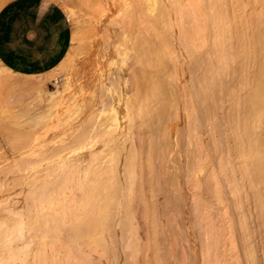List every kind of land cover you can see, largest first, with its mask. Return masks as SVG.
Here are the masks:
<instances>
[{"label": "rangeland", "instance_id": "1", "mask_svg": "<svg viewBox=\"0 0 264 264\" xmlns=\"http://www.w3.org/2000/svg\"><path fill=\"white\" fill-rule=\"evenodd\" d=\"M9 1L11 0H0V9L6 2L8 3ZM47 1L56 6H59L64 10L65 14L69 18L73 41L68 51V57L66 56L67 58L65 57L66 59H64L60 66L52 71L50 76H48L49 79L47 80H44L43 76H22L16 74L7 70L0 64V224L11 214L9 212L12 210L8 211L9 207H12V209L15 210L19 205V200H17L18 198L21 201L25 202V200L23 199L24 197L22 191L26 189V192L24 194L28 193L29 190L27 188L29 187L27 183L31 181L32 184H34V182H36L37 180L38 183H35L34 185L35 190L38 189V192L41 191L40 195L45 194L50 197V201L47 199L49 201V206L54 205L55 208L58 207V211H60V209L66 207L67 205H71L70 211L79 213V217H77V219L73 220L72 222H68L58 233L54 234L53 231L48 229V233L46 231L47 234H44L45 237L47 235L44 240L46 242V245H48L45 248H42L40 237H37L39 236L38 234L41 232V230L39 233L34 232V229L29 230L27 233L29 234V236L27 238L25 237V235H23L24 237L20 235V233L15 235L14 232V235L17 238L15 237L11 240L14 235L11 238L9 236L10 240L8 239L9 241H7V238L5 236L6 233L4 232V229H2L4 227H0V264H138L139 262V264H144V262L145 264H150L151 262H153L151 264H156L157 262H159V264H246L247 262V264H264V179L261 180L258 177L259 175L261 177L264 175V171H262L264 170V161L262 163V160L264 159V149H261L262 147L264 148V115L263 111L261 110L262 108H259L258 115V111H256V109L258 110V107H261L262 103H258V99L256 98L257 96L254 95V89L259 85V83L261 85L260 76L263 72L262 61H264V20L263 22H258V19L261 15H263L264 17V0H216L219 1V3H214L213 0H210L209 2L206 0V2L212 4H209V6H211L210 8L212 9V12L211 14L209 12L207 13V10H211L210 8L207 9L206 7V5L208 6V3L205 4L206 8H204V12H206L207 16H204L203 21L205 22L206 28L205 30H203L201 35L195 37L197 39V46L190 50L193 53V56H197V58H193L198 59L199 69L197 70L195 68L197 67V65H194V63L196 64L197 62L193 63L192 61L190 65V62L188 61V64L190 70L193 68V63L194 69L197 70V73L200 74L202 78L205 76L211 83L215 81L218 84L215 83V87L217 86L215 90L216 93L212 92L215 94L214 100L211 97V102L208 101L209 109L207 105V94L209 93V98L211 91L208 90L209 92L207 91V94L204 92L205 96H202L203 100L201 102H203V105L201 103L202 106L200 105L201 107L198 109L199 114L197 113L196 115L198 116V120H195L196 123L198 122L196 133L193 132L195 131V127L192 128L194 125L192 124V126L190 127L192 128V131L189 128L187 122H190V120L192 122V116H194L195 114H192L191 112H196V108L199 107V105L197 104L200 101H198L197 104H194L195 106L193 107L192 103H194L196 97L191 96L194 99L193 102H191L189 95L193 94V92L190 91V88H199L200 85L198 87V85L191 84L193 86L191 87L189 85L188 79L185 78V80H187L186 83H188V87L186 86V88H190L189 90H187L184 86L186 83L184 82V85L182 83V85L184 86V88H182V92L184 91L186 93L187 90V93H189L190 91V94L186 93L189 97L185 93V96L181 95L182 92L180 91V94L177 93V90H179L183 86L179 84L180 77L179 74L177 75L178 70L175 67L178 66L177 64L179 60L177 61L176 59L174 60L172 58V54L174 55V57H176L177 54H181V51L178 52L177 50V43L179 40L185 38H189L190 42L193 40V37L191 36L192 19L190 17H186L183 24L184 28L180 30L179 26L175 23V17L178 18L180 16L177 13V9L173 7L175 4L173 2H176V0L167 1V4H169V6H172H167V10L170 8L168 10V13L172 12L173 14L174 12L173 20L172 15H170L171 18H168L166 23L162 18L149 19L151 21L150 23L148 22L149 26L147 24V29L149 34L148 41L150 42L147 41V49H150L151 55L149 56L148 54L149 57L146 55V57H148L146 60L144 56L143 59L146 61L145 66H142V64L139 65V61H141L139 60L140 56L136 55L137 51L135 50V48L132 50V47L134 45L133 42L138 43L141 41V39H143V35L141 36V31L142 28H144V23L141 21V19L138 20V18H141L142 16L140 15L141 17H139L140 10L137 7L136 0ZM185 1L187 0H183L182 3H184ZM163 2H165L166 4V0H162L161 5ZM212 7H217V11ZM173 8L175 9L176 13ZM164 10L167 13L165 7ZM119 11H121V13ZM215 12L220 14V16H216L218 14H216ZM121 15H125V19H123ZM120 17L122 19L121 21H119ZM132 19L135 20V22H133L134 26H132L134 35L131 34V29H127V26H130L129 28H131ZM126 22H128L130 25L127 23L128 25L126 26ZM138 32L140 36L137 35ZM130 35L134 37L131 38ZM162 35L164 36V38L160 39V36ZM138 36L141 38L137 39ZM149 44H151L150 46L154 48H149ZM124 45L128 48L130 47L128 50L129 57L125 62L121 63V60H123L122 50L125 47ZM151 50L155 52H151ZM186 52H184L183 49V53ZM182 54L181 57H183ZM189 55L187 54V56ZM184 56L186 55L184 54ZM159 57L162 58L161 60H163L164 58L165 61H163L167 62L166 70L170 69L169 72L164 69L166 68V66H164L163 69L159 71L157 70L156 65H152L153 59L154 63L155 61L157 63V61L160 60ZM155 58H158V60H155ZM191 59L192 58L190 57V61ZM144 60L142 61L144 62ZM175 61H177V64ZM118 65L122 68H120ZM140 66L142 67L140 68ZM152 66L155 68L153 69ZM184 66L185 71L186 65ZM145 67L146 71H148L146 73L143 72L144 75L147 74L149 76V71L150 74L153 75L152 70H154L155 76H157L156 74H159V77L161 76L163 78L162 82L165 84L164 86V84L162 83L163 89H165L166 91H168L167 89H170L168 94L169 96H173V103L174 101H176V99L179 98L176 101L175 105L178 104L180 108H182V106L183 108L181 110L180 108H178V106L176 108L175 105L173 106V110L175 111V113L181 114H178V116H180V118L178 117L179 120L176 117L175 121H173L176 122L178 120L175 127H177L178 130L181 127V132L180 130L178 131L173 127L175 123H173L171 128L170 123L172 124L173 121L167 122L169 124V127L166 126V128L163 129V126L162 131V129H160L161 124L158 120L160 124V126L158 125V129L160 130L158 131H161V134L158 133L157 118L159 117V115L157 114V118L155 117L156 119L153 117V119H155L154 123H157L156 125L152 124V119H150L153 131L150 128L149 133H145L148 132V129L146 130V127L150 123L146 125V127H142L143 125L141 126V124L142 122L144 123V117H142L140 112H138L140 115L136 113V110H134V106L133 110L135 111V114H133L132 110H130L129 108L130 111L128 110V114L129 116L132 114L131 116L133 118L130 119L131 125L129 126H131V129L135 126V128L132 129L134 132L133 134L138 132L140 133V130L142 132L141 134L138 133V136L136 134V137L134 135L135 139L133 138V140L135 143H137H133L137 147L138 140L141 137V139H143L142 141L145 142V147L149 148V150L145 148V151L142 152V148L141 146H139L142 144V141L140 140L141 144L138 145V150L140 156L143 155L141 158L143 161L141 160L142 162L139 164L142 166L140 167L139 165H137L136 167L138 168H136L135 171L138 173V175H141V172L139 171L142 168L141 171H143L144 176L142 175L143 179L142 177H139V181H135V183L137 182L139 185H141V181H143L142 184L144 186L142 185V187L144 191L143 189H141V186H139V191H137V183L135 187L136 191L134 192V190H132L134 193L132 192L133 194L131 196L136 195L134 196V198H131V196L127 195V189H121L123 193L125 191L124 194L119 190V194L118 192L117 194L122 200L118 197L120 200L116 202L118 207L114 203L115 209L113 207L110 210V213L114 212L116 214V212L120 210L121 206H125L126 204L127 206H129L128 202L132 204L133 202L130 201L132 199H135L137 201L138 198L136 199V197L139 196V193H141V191H143V193H145V195L147 196L143 199L146 200V198H148V200L147 202H145L143 201V199H141L137 202H134L132 204V208L130 206L131 211L134 212H132L134 214V218L129 217V219L127 220H131L130 222L132 223V228L128 223H123V220L125 218L122 216L124 215V213H121L123 214L121 215V217L116 214V216L122 218H119L120 221L118 219H115L118 217H116L113 213L111 215L112 217L110 216V218L112 220L114 219V222L117 220V226L118 223L122 221L123 228L121 226L117 227L116 222L112 228L111 226L113 221L111 222L109 219V224H111L110 230L108 229V231H105L104 234L110 237L111 243L107 248L104 247L101 249H94L88 242V238L93 235V230L87 228V225L84 224L89 222L85 220L86 217L83 213L84 210L81 208V204H84L87 199L80 193L83 186L76 185V189H73L72 187L67 188V193L59 196L57 200H53V202H51L52 197L48 195L49 193L47 192L69 174L75 175L69 176V179H75L74 181L81 179L79 176L83 175V173L84 178H86L85 175L90 179L91 177L97 178V173L99 176H101L99 177V179L102 178L101 181H104L103 178L107 179L106 177H108V175L104 176L105 172L103 170V168L105 169L106 167V159L108 158L107 156L104 157L105 154L101 160L99 159L100 162L99 160L96 161L94 167L91 164L93 163L95 158L97 159V157H95V154L102 151L99 150V142L100 140H103L102 137H95L96 139H94L96 141L92 140L91 138L92 142L87 144L86 147L83 148V150L80 148L75 149L77 150L75 151L71 146H74V143L76 142L75 139H77L78 136V139H81V135L86 136L87 131V133L89 134H87L86 140L83 139L85 141H88L90 139L88 136L93 135L91 134L93 131L96 132L98 131V129H104V131H106L104 128L106 127L107 129H111V132L109 131V129L108 131H106V135L107 133L110 135V133L113 134V130L116 128V121H114V123H111L108 115H106V117L108 118H105V114H107V112L105 114H102L100 112L99 114L98 108H104L103 104H107L105 105V108L108 107V101L110 102V100L108 99L109 97L107 98L105 97V95L110 96V94L103 85V93L101 92V95H103L105 92V95H103L102 98L105 97L104 99H107L108 101L106 100L107 103L106 101H104V103L99 104L98 107L96 101H98L99 99L101 102L103 101L99 92L101 91L102 85L98 87V84H106L107 82L108 86H115V82L113 79L118 74L122 75V77L124 76L129 80L128 85H126L124 89L125 92L127 91L126 93L130 95L132 90L134 91L133 87L137 86L136 84L133 86V83L135 81L132 82L135 75L137 77H135L134 79H140L142 77L140 80L141 84H139V81L137 84L140 85V87H143L142 80H145V78L147 77H144L142 74V71L143 69L145 70ZM102 68H104L106 72L108 70L107 74L109 75H106L110 78L113 76V79H109L108 77L105 81L101 80L100 78H102V71L99 72V70H101ZM133 71L135 74H133ZM98 72L101 76H98V74L96 75V73ZM114 72H116L117 75H115ZM140 72L142 74L141 77V74H139ZM170 73H173L172 76H170ZM191 73H193L192 70ZM70 74L72 75V78L76 79L74 81V79L71 78V86L69 85V82H66L67 77H69ZM185 75L190 79L192 77V75L191 77L189 76V72L188 75L187 73ZM198 76L197 78H199ZM152 77L153 76H151V78L147 77V79H152ZM96 78H98V81H96ZM156 79H158V77ZM194 79L195 77H193V83L198 80L196 79V81H194ZM153 80L154 79H152V82ZM198 81L200 84V79ZM208 81L201 83V92L202 88L204 89V87L207 88V86H210V82ZM159 82L160 83H157V85L159 84L161 86V81ZM154 84H156V82ZM105 87H107V85ZM104 89L105 91H103ZM156 89H154V91ZM212 89H214V85ZM165 90L157 89L156 93L163 96L162 94ZM50 93L55 97L50 96ZM194 93L196 92L194 91ZM151 94H153V92H151ZM176 94H178V96H181V99ZM199 94L201 95L200 92ZM165 96L166 97L162 98L159 96L160 101L158 99L156 101V98L154 97L156 104L153 102V105L151 107L148 106L149 103H147L148 108L146 106V111L148 112L145 113L150 114L148 115L150 116V118H152L151 113L155 112V106H159L156 111L160 108L162 109L164 101V105L166 104L167 106L168 102L166 103V101L168 100L167 98L169 96ZM193 96H195V94H193ZM97 97L99 99H95ZM38 99L42 103L39 102ZM186 99L190 102L188 101L189 103H187ZM168 101H170L168 105L172 108L171 105L173 103L171 104L170 98ZM56 103L57 105H55ZM150 103L152 104L151 100ZM45 106H47L48 108H50L49 106H51L52 110L50 109L49 111V109H47L46 111L47 107ZM204 106H206L207 109ZM56 107L57 109H55ZM167 107L166 109H168ZM187 107H190V109H192V111H190L192 115H185L186 111L188 110H186ZM27 109L29 111H27ZM163 109H165V107H163ZM166 109L164 110V112L166 111ZM171 110L172 109H170V111ZM30 111L32 112L30 113ZM43 111L45 113H43ZM48 111L49 117L47 116ZM170 111L167 115L169 116L168 120L171 121V118L175 115L174 113H172L173 111H171V113ZM161 112L164 116L165 113L163 111ZM204 112H208L209 114L206 115ZM39 114L44 115L46 118L44 119V116H41ZM134 115H137L138 118H134ZM170 115H172V117ZM36 116H40L41 118ZM97 116H103L106 120L102 119L103 117L98 118ZM165 119L167 120V118ZM203 119L205 121L207 120V124ZM107 120L109 121L107 122L106 126ZM162 121L161 123L163 125H166V121L164 120L165 123ZM90 123L93 124L91 133L89 132L90 130H88L90 129ZM199 123H201V125ZM217 123L218 126L220 125L221 127H218ZM108 124L110 126H108ZM222 124L225 128L224 130L222 129ZM184 125L185 127H187L188 125V129L186 128V132L189 130L188 132L190 133L191 130V133H194H192L193 136L189 133H185L183 128ZM85 126L88 128L87 130ZM139 126L140 128L136 129V127ZM167 127L169 129L171 128V131L167 132L168 135H172L170 136L169 144L166 143V141L163 142V140H165L164 138L161 139L162 141H160L159 139V136L164 132V136L167 140L168 135L165 133V131L169 130L167 129ZM212 128L214 130L213 132H211ZM174 129L176 130L175 132ZM82 130L85 134L82 132ZM151 131V138H153L154 134V136L156 137L154 139L155 142L156 139L160 141L157 142L159 146L156 143V145L158 146L156 152L154 150L155 146L152 147L148 140V134L150 135ZM210 133L215 134L216 137H213L214 135L212 136ZM155 134L158 135L156 136ZM180 134H182L181 138L179 137ZM189 135L193 137V140ZM254 136H260V138L256 137L255 139ZM162 137L163 135L161 136V138ZM225 137L227 138V140H224V143L223 139ZM71 141L72 144H70ZM151 141H153V139ZM67 142H69L70 144L71 148L69 149L72 150L71 152L67 149V146L69 145H67ZM212 142L213 144H211ZM214 142L217 143V145ZM151 144H154V141ZM178 144L180 150L178 149ZM88 145L91 146L89 147ZM95 145H98V147H96L95 149L96 153L91 151L90 157L88 156V158L90 159H87L86 157L88 154L84 152L87 151L88 148V150H92L93 148H95ZM167 145H170L169 148ZM253 145L255 146V148ZM160 147H163V150ZM64 149L68 150L70 153L68 151H66L65 153ZM259 150H261L262 152H259ZM82 153L86 155V157H84L87 159H85V161L83 162H91V167L94 168L96 172L91 171V169L87 170V165L89 163H86L87 165L84 164L83 168L82 165L78 163V159H84L83 155H81ZM145 153L151 154H149L148 156V154ZM98 155L101 156L100 153ZM146 155L148 158L146 157ZM150 155H152V161L149 160ZM91 156L94 159H92ZM74 157H76L77 159H75ZM259 157L262 159L260 160ZM182 158L185 160L183 161ZM66 159L72 164L70 165L69 162V164H66ZM139 159L137 161V164L140 161ZM162 159L163 161H161ZM157 160L159 161L157 162ZM148 162L152 163V165L153 163H155L156 167H151ZM61 163L62 165L61 167H59ZM167 165H169V167H166ZM261 165H263V167ZM78 166H81V168ZM148 166L151 167V170L153 168V173H151L152 171H150L153 176L147 175L148 173L146 172H148L149 170ZM88 167L90 168V165ZM98 167L99 169H97ZM57 168L58 170H56ZM100 168L101 172L103 171L104 174L100 175L98 173L100 172ZM167 168L171 172H169ZM79 169H81L82 171ZM181 169L184 173L181 172ZM64 170L65 173L63 172ZM176 171L178 174L176 173L175 175ZM246 171L248 174L246 173ZM50 172H52V175L50 174ZM89 173L92 174L90 175ZM62 175L63 177L61 178ZM109 175L111 178V174ZM138 175L136 174V176ZM156 175H158L159 177ZM46 176L48 177L47 179ZM175 176H177V181L174 179ZM83 177L81 180L84 179ZM55 178L57 180H54ZM253 178L255 179V181ZM108 179L107 181L110 180ZM98 180L94 179L92 182L98 185V183L100 182H98ZM171 180L172 182L176 181V184H171ZM258 180L261 182L260 184ZM18 181H20L19 184L17 183ZM153 181L156 183H154ZM43 184H47L48 186H43ZM148 184H150V186L152 185V187H149ZM25 185L27 187H25ZM38 187H40V189ZM148 187L152 189V192L148 193V190L150 191ZM42 188H44V190ZM160 190L162 191V194L160 193ZM44 191L46 192L43 193ZM38 192H35L34 195H31L33 197L32 199H29L28 203V199L26 200L27 205L25 206V209L32 210L35 206L34 203L38 202L40 199H43V197H45L43 199L45 202L46 196L42 195L40 197ZM151 193L154 194L155 198H153L154 196L152 197ZM36 194L38 195V197L35 196ZM155 194H157L159 198ZM21 195L23 198L21 197ZM125 195H127L129 201L124 197L126 199V202L124 203L123 201L125 199L121 196ZM140 196L142 198V195ZM156 198L157 201H155ZM151 199H153V202H156L155 209L152 207L153 211H150L151 206L154 205ZM148 201L150 203V209L148 208ZM119 204H121L120 208ZM145 204H148L147 208L149 209V211L148 209H145ZM171 205L176 206L173 207ZM127 206H125L124 208H126ZM116 208L117 211H115ZM122 209L123 207L121 208V210ZM177 209L179 211H177ZM143 212H145V215L143 214ZM149 212L152 215H149ZM55 213L53 212L54 215ZM117 213L120 214V212ZM129 213L131 214L130 216H132V213ZM113 215L115 216V218ZM52 216L53 215H51V219ZM152 216H155L153 220ZM183 217L184 219L182 220ZM150 219L152 222H150ZM124 225H126V227L128 226V228H124ZM153 226H155V228ZM119 228L122 230H120ZM154 229L156 231H154ZM50 231L51 233L49 234ZM131 231L133 234L131 233ZM32 232H34L35 234L32 235ZM51 234H54L55 236ZM30 235H32L31 239H33V241L30 240L29 246L27 247V253L20 254L19 252L18 255H16L17 253H14L16 256L15 258H13V254L11 256V252L9 253V251L12 250L13 252L14 247L16 248L22 245V243L24 245V242L26 240H29ZM2 237L5 238L2 239ZM21 239H23L22 242ZM17 243L18 245H16ZM157 244L159 246H157L158 249L156 248ZM149 250L150 252L147 254ZM14 251L16 250L14 249ZM136 252L138 254H136ZM132 254H134L136 257ZM7 255H9L10 257ZM156 255L158 256L159 261L157 260ZM134 259H136L135 263L133 261ZM146 261L149 262L147 263Z\"/></svg>", "mask_w": 264, "mask_h": 264}, {"label": "bare ground", "instance_id": "2", "mask_svg": "<svg viewBox=\"0 0 264 264\" xmlns=\"http://www.w3.org/2000/svg\"><path fill=\"white\" fill-rule=\"evenodd\" d=\"M137 2V7H138V9L140 10V14H139V17H141V18H138V20L139 19H141V21L144 23V28H142V31H141V36H142V38L143 39H141V41L140 42H138V43H134L133 42V47H132V50L135 48V50L137 51V56L139 55L140 56V59L139 60H144L143 58H144V56H145V60L151 55L150 54V49L148 50L147 48H148V42H150V41H148V36H149V34H148V29H147V27L149 26V23H150V21L151 20H149V19H156V18H158V19H163L164 20V22L166 23L167 22V20H168V18H171V16L170 15H172V20L174 19L173 18V15H174V12H173V14H172V12H169L168 13V10L170 9H168L167 10V6L168 7H172V6H169V4H167V1L168 0H166V4H165V2H163L164 4H165V6H164V4L162 3V5H161V2H162V0H136ZM163 1H165V0H163ZM208 2L210 1V0H207ZM223 1V0H222ZM160 2V3H159ZM170 2V1H169ZM173 2V1H172ZM171 2V3H172ZM183 2V0H176V2H173V3H175L174 4V8L175 9H177V13L180 15L178 18H176L175 17V23L179 26V28H180V30H182V28H184V21H185V19H186V17H190L191 19H192V37H193V40L190 42V40H189V38H185V39H181V40H179L178 41V43H177V50H178V52H180L181 51V54L183 53V49H184V52H186V49H187V54L192 58L191 59V61H190V57L189 56H187V54L186 53H183L182 54V56L183 57H181V54H177L176 55V57H174V55L172 54V58L175 60H179L178 61V64H177V61H175L176 62V64L178 65V66H175L176 68H177V75L179 74V79H180V85H182V83H183V85H184V82L186 83V81L187 80H185V78L186 79H188V81H189V85L191 86V87H193L192 85H198V87H199V85H200V87L199 88H194V89H192V88H190V91H192L193 92V94H195V96H193V94H191V95H187V94H190L191 92L189 91V93H187V90H189V88H186V86L188 87V83H186L184 86H185V88L187 89L186 90V93L183 91L182 92V88H184V86L183 87H181L179 90H177V93H179V91L180 92H182V94L181 95H183V96H185V94L190 98V100H191V102H193V98L192 97H196L195 99V101H194V103H192L193 104V107L195 106L194 104H197L198 103V101H200L197 105H199V107L198 108H196L197 110H196V112H193L192 111V109H190V107H187L186 108V110L188 109L189 110V114H188V110L186 111V114L185 115H190L191 113L192 114H195L194 116H192V122H191V120H190V122H187L188 123V125H189V128L192 126V124L194 125L192 128H194V130L195 131H193L192 130V128H190L193 132H197L196 130H197V124H198V122L196 123L195 122V120H198V116H196L197 115V113L199 114V112H198V109L203 105V102H201L202 100H203V95L206 93H208L209 91H211L210 92V95H209V98H210V100H209V98H208V94H207V105H208V101H210L211 102V100H212V98H213V100H214V96H215V94L214 93H212V92H215V90H216V87H215V83H217V82H213V83H211L210 81H208V78H206L205 76L202 78L201 77V75L200 74H198L197 73V70L199 69V67H198V59H195V58H193V57H196L197 58V56H193V53L190 51V50H192V48H194V47H196L197 46V39L195 38L196 36L198 37L199 35H201L202 34V32H203V30H205V28H206V25H205V22L203 21V18H204V16H207V14H206V12H204V8H206L207 7V9L208 8H210L211 6H209V4H211V3H208V2H206V0H187V1H185V2H187V3H182ZM213 2L214 3H216V2H218L219 3V1H216V0H213ZM264 2V1H263ZM136 3H135V5H136ZM208 3V6L206 5V7H205V4H207ZM173 5V4H172ZM212 5V4H211ZM214 5V4H213ZM163 6V7H162ZM164 7L166 8V10H167V13L165 12V10H164ZM202 7H203V9H202ZM173 8V9H174ZM213 8V7H212ZM217 8V7H216ZM215 7L213 8L214 10L216 9ZM175 9H174V11H175ZM202 9V10H201ZM210 10L211 11H208L207 10V13L209 12L210 14H211V12H212V9L210 8ZM171 11V10H170ZM200 11H201V14H200ZM216 11H217V9H216ZM120 13H121V11H119ZM175 13H176V11H175ZM216 13V12H215ZM218 13H219V11H218ZM218 13H216V14H218ZM124 14V13H123ZM137 14V15H138ZM178 14H177V16H178ZM141 15V16H140ZM168 15V16H167ZM122 16V15H121ZM175 16H176V14H175ZM210 16V15H209ZM212 16H213V14H212ZM216 16H220V14H218V15H216ZM119 17V16H118ZM124 17H126L125 15L124 16H122V18L123 19H125ZM120 20L119 21H121L122 19H121V17L119 18ZM263 20H264V17H263V15H261L260 16V18L258 19V22H263ZM133 22H135V20H133L132 19V22H131V28H129L130 26H127L129 23L128 22H126V26L128 27L127 29L128 30H132V31H130L131 32V34H133L134 32H133V27L132 26H134V24H133ZM141 22V23H142ZM149 22V23H148ZM128 23V24H127ZM124 24H125V22H124ZM147 24H148V26H147ZM121 25V24H120ZM130 25V24H129ZM124 26V25H123ZM135 32H136V30H135ZM143 33V34H142ZM134 35V34H133ZM137 35H139V32H138V34ZM131 36V35H130ZM140 36V35H139ZM137 37V39L138 38H141V37ZM134 37V36H133ZM132 36H131V38H133ZM161 38H164V36L162 35V36H160V39ZM129 39V38H128ZM148 41V42H147ZM127 42V41H126ZM125 44V43H124ZM131 44V43H130ZM146 44H147V46H146ZM127 45V44H126ZM151 44H149V46H150ZM125 46V45H124ZM130 48V47H129ZM129 48L127 47V46H125L124 47V49L122 50V54H123V60H121V63H123V62H125L126 61V59L129 57V55H128V50H129ZM149 48H154V47H152V46H150ZM131 50V49H130ZM188 50H189V52H188ZM121 52V51H120ZM151 52H155V51H152L151 50ZM192 54H191V53ZM147 53V54H146ZM148 54H149V56H148ZM184 54L186 55V56H184ZM68 55H69V53H67L66 54V56L68 57ZM146 55L148 56V57H146ZM158 55V54H157ZM136 56V57H137ZM160 56V55H159ZM66 57V58H67ZM152 57H153V55H152ZM65 58V59H66ZM138 58V57H137ZM160 58V60H158V58H155V60L157 59L158 61H157V63H156V61H155V63H154V59H153V64H152V62H151V64L153 65V66H155L156 65V67H157V70H162L163 69V67L164 66H166V68H164L165 70L167 69V62H164L165 61V59L163 58V60H161L162 58L161 57H159ZM185 58H186V60H185ZM144 60V62L142 63L141 61H139V65H141L142 64V66H145V61ZM184 60H185V62H184ZM196 60V61H195ZM152 61V60H151ZM188 61L190 62V65H191V62L193 61V63L194 62H197L196 64L194 63V65L196 66L197 65V67H195L197 70H195L194 69V66H193V63H192V72L193 73H191V70H190V67H189V64H188ZM263 62V64H262V67H263V72H262V74H261V85H260V83H259V85L254 89V95L255 96H257L256 98L258 99V103H262V106L260 107H258V110L256 109V111H258V115H259V108L263 111V115H264V61H262ZM165 63H166V65H165ZM0 64L2 65V63L0 62ZM144 64V65H143ZM149 64H150V62H149ZM147 65V64H146ZM184 65H186V69H187V71L189 72V76L191 77V75H192V77H191V79L190 78H187L186 77V73H187V75H188V72L186 71V69H185V71H184ZM3 66V65H2ZM98 66V65H97ZM96 66V67H97ZM119 66V65H118ZM142 66H140V68L142 67ZM152 66V67H153ZM103 67V66H102ZM120 67V66H119ZM188 67V68H187ZM116 68H118V67H116ZM120 68H122V67H120ZM148 68V67H147ZM155 67H153V69H154ZM175 68V69H176ZM99 69H100V67H99ZM115 69V68H114ZM143 69V68H142ZM174 69V70H175ZM194 69V70H193ZM96 70V69H95ZM98 70V69H97ZM116 70V69H115ZM120 70V69H119ZM170 70V69H169ZM169 70H166V71H168L169 72ZM100 71H102V73H101V75H102V78H100L101 80H107V78L109 77V76H107V75H109V74H107L108 73V70H107V72H106V70L104 69V68H102L101 70H99V72ZM148 71V70H147ZM146 71V67H145V70L143 69V71H142V74H143V76L144 77H148V78H151V76H153L152 77V79H154L153 80V82H152V79H147V77L145 78V80L143 79L142 80V84H143V87L141 86L140 87V85H138L137 83H138V81H139V84H141V82H140V80H141V76H142V74H141V72L139 73V74H141L140 75V79L139 78H136V79H134L135 77H137L136 75L133 77V80H132V82H134L133 83V86L136 84L137 86H134L133 88H134V91L132 90V92H131V94L129 95L128 93H126L125 92V89H124V87L126 86V85H128V79L127 78H125L124 76L122 77V75H117L116 74V72H114L115 73V75H117V76H115V78L113 79V76L111 77L113 80H114V82H115V86L114 85H112V86H108V84H107V82H106V84L104 83H102V84H98V87H100V85H102L101 86V91H99L100 92V95L103 93L102 92V88H103V85H104V88H106V90L108 91V93L110 94V96H106L105 95V92H104V94L103 95H105V97H109L108 99L110 100V102L108 101V107L107 108H105V105H107V104H103L104 103V101H106L104 98H102L103 97V95H101V98L103 99V101L101 102L100 101V99L97 97V98H95V99H99L98 101H96V103L98 104V107H99V104H103L104 105V108H98L99 109V114H100V112L102 113V114H105L106 112H107V114H105V118L107 119L108 117L110 118V120H111V123L113 122L114 123V121H116L117 122V124H115V129L113 130V134H111L110 133V135L107 133V135H106V131H108V129L106 128V127H104L105 128V130L106 131H104V129H98V131H96V132H92L91 133V130L93 129V124H91L90 123V129H88L86 126H85V128H86V130L88 129V130H90L89 132L91 133V134H93V135H90V136H88L90 139L88 140V141H85L86 140V137H87V134H89V133H87L86 132V136H83V135H81V139H78L79 138V136L77 137V139H75V143H74V146H71L74 150L75 149H82L83 150V148H85L86 147V145L87 144H89V143H91L92 142V140H95L97 137L98 138H100V137H102L103 138V140L101 141L100 140V142H99V150H102L101 152H97V154H93L95 157H97V159L95 158V160L93 161V163H91L92 165H93V167L95 166V164H96V161L97 160H101L102 159V157L104 156V154H105V156L104 157H108L107 159H106V161H107V164H106V167H105V169L103 168V170H104V172H105V174L103 173V171L101 172V168H100V172H98L100 175L101 174H104V176L105 175H108V177H109V179H108V177H106L109 181H107V179H105V178H103L104 179V181H101L102 180V178L101 179H99V177H101V176H99L97 173H96V175L98 176L97 178H93V177H91V179L90 178H87L88 176H86L85 175V177L86 178H84L83 176H84V173H83V175H81L84 179L83 180H81L82 179V177L81 176H79L81 179H79V180H77V181H74V180H72V178L71 179H69V176L71 175V174H69L68 176H66V177H64L63 178V180H60V182H58L55 186H53L52 188H51V190H48V192L47 193H49L48 195H50L52 198V201L51 202H53V200H57V198L59 197V196H62V195H64V194H66L67 193V188H70V187H72L73 189L75 188L76 189V185H81V186H83V188L81 189V194H82V196L84 197H86L87 199H86V201L84 202V204L82 203L81 204V208L84 210L83 211V213L85 214L84 216L86 217L85 218V220L86 221H88L89 223H84V224H86L87 225V228H90V229H92L93 230V235L91 236V237H89L88 238V242H89V244H91L92 245V247L94 248V249H101V248H104V247H108V245L111 243L110 242V237L109 236H107V235H105L104 234V232L106 231H108V229L110 230V225L111 224H109V219H110V221L112 222L113 221V223H112V228H113V225L115 224V222L117 221H115L114 222V219L112 220L111 218H110V216L114 213H110L111 211V209L114 207V209H115V204H116V202L117 201H120L119 200V196H118V194H119V190L122 192V190L121 189H124V190H126L127 192L126 193H128L127 195H129V196H131L135 191H136V183H135V181H139V177H142V175H143V171H141L142 170V168L140 169V171H139V169H138V171L139 172H141V175H138V173L135 171L136 170V168H138V167H136L137 165H139L143 160L141 159L142 158V156L143 155H141L140 156V154H139V150H138V145L139 144H141V141L143 140V139H141V137H140V139L138 140V145H137V147H136V145H134V140H133V138H134V135H135V137H136V134H137V136H138V133H135V134H133L134 132H133V128H135V126L134 127H132V129L130 128L131 126H129V125H131V118H132V114L129 116V112H128V110H129V108H130V110H132V112H133V114H135V111L134 110H136V113H138V112H140V114L142 115V117H144L143 119H145L144 120V123L142 122V124H141V126L142 127H146V125H148L149 123V125L146 127V130L148 129V132H145V133H149V131H150V128L152 129V127H151V121H150V119H152V124H154V125H156L157 123V131L158 130H160V129H162V127H163V129H165L166 128V126H168L169 127V124L167 123V122H172L173 120L175 121V118L177 117H179L180 118V116H178V114L179 113H175V111L173 110V106L175 105V103H176V101L179 99H176V101H174V103L172 102L173 101V96L171 97V96H169V94H168V92L170 91V89H167V87H166V89L168 90V91H166L165 89H163V82H162V80H163V78L160 76L159 77V74H156L157 76H155L154 75V70H152V74L153 75H151L150 74V71L148 72V74H149V76L146 74V75H144V73L143 72H147ZM260 71H261V69H260ZM99 72L98 73H96V75L98 74V76H101V75H99ZM111 72V71H110ZM155 72H157V71H155ZM184 72H186V73H184ZM174 73H176V72H174ZM51 74V73H50ZM50 74L48 75V76H50ZM107 74V75H106ZM133 74H135L134 73V71H133ZM138 74V75H139ZM171 75L170 76H172V74L173 73H170ZM195 75H199L198 77L199 78H197V76H195ZM74 76V75H73ZM75 77V76H74ZM154 77H158V79H156V78H154ZM178 77V76H177ZM193 77H195V79H194V81H196V79H200V84H199V81L197 82H194L193 83ZM71 78H72V75L70 74V76L69 77H67V80H66V82L68 83L69 82V85H70V80H71ZM99 78V77H98ZM98 78H96L97 80L96 81H98ZM110 77H109V79H111ZM72 79H74V78H72ZM161 79V80H160ZM203 79V80H202ZM76 79H74V81H75ZM101 80H100V82H101ZM191 80V81H190ZM205 80V81H204ZM158 81V82H157ZM159 81H161V86L158 84L157 85V83H160ZM164 81H165V79H164ZM210 82V86H207V88L206 87H204V89L202 88V92L200 91L201 90V83H204V82ZM72 82V81H71ZM156 82V84H154ZM167 82V81H166ZM165 82V83H166ZM111 83V82H110ZM163 83V84H162ZM196 83V84H195ZM73 84V83H72ZM96 84H97V82H96ZM112 84V83H111ZM192 84V85H191ZM218 84V83H217ZM68 85V84H67ZM107 85V87H105ZM213 85H214V89H212L213 88ZM71 86V85H70ZM97 86V85H96ZM132 86V85H131ZM153 86H156V87H153ZM164 86H165V84H164ZM162 87V88H161ZM212 87V88H211ZM70 88V87H69ZM131 88V87H130ZM132 88V89H133ZM158 90H165V91H163L164 93L162 94L163 96H161L160 94H157L156 93V90L157 89ZM210 88V89H209ZM153 89V90H152ZM154 89H156L155 91H154ZM204 90V91H203ZM209 90V91H208ZM214 90V91H213ZM97 91V92H98ZM103 91H105V89L103 90ZM194 91L196 92V93H194ZM197 91H198V93H197ZM208 91V92H207ZM102 92V93H101ZM151 92H153V94H151ZM155 92V93H154ZM174 92V91H173ZM199 92L201 93V95L199 94ZM205 92V93H204ZM159 93V92H158ZM185 93V94H184ZM216 93V92H215ZM99 94V93H98ZM107 94V93H106ZM180 94V93H179ZM197 94H198V96L200 97H198L197 96ZM154 95V96H153ZM165 95H168L169 97L167 98L168 100H169V98H170V100H171V106H172V108L168 105L169 103H170V101H168L167 99V101H166V103L168 102V104H167V106H166V104L164 105V103H165V101H164V103H163V106H162V109L160 108V109H158L157 111H156V109L159 107V106H155V112H152L151 113V115H152V118H150V116H148V115H150V114H146L145 112H148V111H146L147 110V108H148V106H152L153 105V102L155 103V99H154V97L156 98V101H157V99L159 100V98L161 97H166ZM177 96H178V94H176ZM212 95V96H211ZM50 96H52V97H55V96H53V94H51L50 93ZM96 96H98V95H96ZM160 96V97H159ZM192 96V97H191ZM205 96V95H204ZM16 97V96H15ZM14 97V98H15ZM52 97H51V99H52ZM150 97H152V98H150ZM178 97H180V99H181V96H178ZM188 97H187V99H188ZM212 97V98H211ZM49 98V97H48ZM47 98V99H48ZM111 98V99H110ZM199 98V99H198ZM202 98V99H201ZM46 99V100H47ZM183 99V98H182ZM186 99V100H187ZM198 99V100H197ZM50 100V99H49ZM74 100V99H73ZM150 100L152 101V104L150 103ZM260 100H262V101H260ZM38 101H39V99H38ZM51 101V100H50ZM99 101H100V103H99ZM107 101H106V103H107ZM160 101V100H159ZM189 100H187L186 102L187 103H189L188 102ZM260 101V102H259ZM39 102H41V101H39ZM38 102V103H39ZM47 102V101H46ZM52 102H54V101H52ZM52 102H51V104H52ZM145 102H146V105H145ZM163 102V101H162ZM209 102V103H210ZM42 103V102H41ZM110 103V104H109ZM147 103H149V105L147 106ZM159 103V102H158ZM201 103H202V105H201ZM50 104V105H51ZM156 104V103H155ZM161 104V103H160ZM191 104V103H190ZM33 105V104H32ZM38 105V104H37ZM41 105V104H40ZM49 105V104H48ZM55 105H57V103L55 104ZM54 105V106H55ZM145 105V106H144ZM158 105V104H157ZM162 105V104H161ZM187 105V104H186ZM196 105V106H197ZM201 105V106H200ZM258 105V104H257ZM36 106V105H35ZM52 106V105H51ZM51 106H49L50 108H48L47 106H45V107H47L46 108V111H47V109H49V111H50V109H51ZM133 106H134V110H133ZM146 106H147V108H146ZM178 106V108H180V106L178 105V104H176L175 105V108ZM39 107V106H38ZM101 107V106H100ZM103 107V106H102ZM149 107V108H150ZM163 107H165V109H166V107L168 108V109H166V111L164 112V110L165 109H163ZM204 107H206V106H204ZM54 108V107H53ZM182 108H183V106H182ZM182 108H180L181 110H182ZM34 109H35V107H34ZM55 109H57V107L55 108ZM170 109H172L171 111H173L172 113H174V115L175 116H173L172 117V115H170L172 118H171V121L170 120H168V118H169V116L167 115V114H169V111H170ZM184 109H185V107H184ZM206 109H207V107H206ZM208 109H209V105H208ZM45 110V109H44ZM52 110V109H51ZM129 110V111H130ZM150 110V109H149ZM168 110V111H167ZM179 110V109H178ZM261 110H260V112H261ZM27 111H29L28 109H27ZM49 111H48V113H47V116H48V114H49ZM56 111V110H55ZM54 111V112H55ZM151 111H152V109H151ZM161 111H163L164 113H165V115L163 116V113L161 112ZM171 111H170V113H171ZM190 111H192L191 113H190ZM201 111V110H200ZM26 112V111H25ZM32 111H30V113H31ZM38 112V111H37ZM53 112V111H52ZM52 112H50V113H52ZM96 112V111H95ZM29 113V114H30ZM43 113H45L44 111H43ZM97 113V112H96ZM149 113H150V111H149ZM160 113V114H159ZM206 115L207 114H209L208 112L206 113V112H204ZM25 114V113H24ZM24 114H23V116H24ZM54 114V113H53ZM98 114V115H99ZM139 114V113H138ZM137 114V115H138ZM139 114V115H140ZM154 114H155V116H154ZM157 114L159 115V117L157 118ZM177 114V115H176ZM191 114V115H192ZM39 115H41V116H44V115H42V114H39ZM52 115V114H51ZM50 115V116H51ZM97 115V114H96ZM106 115H108V117H106ZM137 115H134L135 117L134 118H136L137 117ZM138 115V116H139ZM161 115H162V117H161ZM179 115H181V114H179ZM28 116V115H27ZM100 116V115H99ZM165 116H167V117H165ZM201 116H203V115H201ZM205 116V115H204ZM36 117H40V116H36ZM49 117V116H48ZM98 117V116H97ZM103 117V116H102ZM102 117H98V118H102ZM153 117L155 118H157V123H154L155 121V119H153ZM163 117H165V118H167V120L165 119V118H163ZM197 117V118H196ZM41 118V117H40ZM46 117L44 116V119H45ZM51 118V117H50ZM138 118V117H137ZM141 118V117H140ZM162 118V119H161ZM179 118H178V120H179ZM102 119H104V117L102 118ZM106 119H104V120H106ZM133 119V118H132ZM205 119V118H204ZM203 119V120H204ZM207 119H208V116H207ZM142 120V119H141ZM158 120H159V122H160V124H161V126H160V124H159V122H158ZM163 120V121H162ZM166 121V125H163L162 123H161V121L162 122H164L165 123V121ZM177 120V119H176ZM178 120L176 121V122H172V124L170 123V125H171V128H172V125H173V123H175L174 124V128L176 129V130H178L177 129V127H175L176 126V124H177V122H178ZM47 121H48V118H47ZM101 121V120H100ZM109 120H107L106 121V126H107V122H108ZM134 121V120H133ZM132 121V122H133ZM136 121H137V119H136ZM205 121V120H204ZM207 121V120H206ZM205 121V123L207 124V122ZM95 122V121H94ZM103 122V121H102ZM139 122H140V119H139ZM195 122V123H194ZM46 123V122H45ZM44 123V124H45ZM98 123H99V121H98ZM105 123V122H104ZM103 124V123H102ZM191 124V125H190ZM200 125H201V123H199ZM101 125V124H100ZM133 125V124H132ZM136 125H137V123H136ZM138 125H139V123H138ZM158 125L160 126V129H158ZM186 125V124H185ZM185 125H184V131H185V133H189L188 131L186 132V130L188 129V125H187V127H185ZM203 125V124H202ZM212 125H214V124H212ZM212 125H211V127H212ZM38 126H40V125H38ZM108 126H110L109 124H108ZM112 126V125H111ZM204 126V125H203ZM217 126H218V123H217ZM216 126V127H217ZM227 126V125H226ZM113 127V126H112ZM142 127H141V129H142ZM149 127V128H148ZM167 127V129H169ZM179 127V126H178ZM218 127H221L220 125L218 126ZM222 129L224 130L225 128H224V126H223V124H222ZM102 128V127H101ZM137 128H140V126L139 127H136V129ZM170 128V129H171ZM187 128V129H186ZM95 129H96V127H95ZM113 129V128H112ZM135 129V130H136ZM145 129V128H144ZM163 129H162V131H163ZM167 130V131H165V133L168 135V131H171V130ZM174 129V132L176 131ZM180 129H181V127H180ZM179 129V130H180ZM140 130V129H139ZM178 130V131H179ZM191 130H190V133L189 134H191L192 135V133H191ZM218 130H220V129H218ZM109 131L111 132V129H109ZM138 131V130H137ZM143 131V130H142ZM152 131H153V129H152ZM152 131L150 132V135L148 134V140H149V142H150V145L153 147V146H155V148H154V150H155V152H156V150L158 149V143L157 142H160V141H162L161 139H165V140H163V142L164 141H166V143H168L169 144V141H170V136H172L171 134L170 135H166L167 136V140H166V137L164 136V132H163V137L161 138V136L162 135H160L159 136V139H160V141L159 140H157L156 139V142H155V136H154V134H153V138H151V136H152ZM157 131H156V133H157ZM198 131H199V129H198ZM201 131H202V127H201ZM214 130H213V128H212V131L211 132H213ZM82 132L84 133V131L82 130ZM180 132H181V130H180ZM179 132V133H180ZM219 132V131H218ZM142 132H141V130H140V133L139 134H141ZM158 133H160L161 134V131H158ZM171 133V132H170ZM199 133V132H198ZM85 134V133H84ZM178 134V133H177ZM194 134V133H193ZM213 137H216L215 136V134H213V133H210ZM217 134V133H216ZM146 135V134H145ZM156 135V134H155ZM158 135V134H157ZM156 135V136H157ZM176 135V134H175ZM181 135L182 134H180V138H181ZM191 135H189L190 136V138H192V140H193V137H191ZM82 136H83V138H82ZM104 136V137H103ZM142 136V135H141ZM193 136V135H192ZM198 136V135H197ZM96 137V138H95ZM146 137V136H145ZM196 137V136H195ZM256 137L257 136H254V138L256 139ZM259 138H260V136H258ZM257 137V138H258ZM91 138H92V140H91ZM95 138V139H94ZM139 138V137H138ZM151 138V139H150ZM168 138H169V140H168ZM172 138V137H171ZM219 138H220V136H219ZM226 138V137H225ZM223 139V141L224 140H227V138L226 139ZM83 139H85V140H83ZM135 139V138H134ZM153 139V141H154V144H151L153 141H151ZM184 139V138H183ZM182 139V140H183ZM217 139V138H216ZM264 139V138H263ZM141 140V141H140ZM146 140H147V138H146ZM254 140V139H253ZM260 140V139H259ZM96 141V140H95ZM140 141V142H139ZM176 141V140H175ZM184 141V140H183ZM214 141H215V139H214ZM219 141H220V139H219ZM74 142V141H73ZM134 142V143H133ZM256 142V141H255ZM66 143V142H65ZM64 143V144H65ZM95 143V142H94ZM94 143H93V147H94ZM100 143H101V145H100ZM137 143V142H136ZM135 143V144H136ZM156 143H157V145H156ZM198 143V142H197ZM215 143V142H214ZM224 143H225V141H224ZM257 143V142H256ZM259 143V142H258ZM264 143V142H263ZM262 143V144H263ZM69 144V142H67V145ZM70 144H72V141L70 142ZM70 144L67 146V149L68 150H70L69 148H71L70 147ZM96 144V143H95ZM97 144H98V142H97ZM142 144H143V147H142ZM142 144L141 145H139V146H141V148H142V152L143 151H145L144 149L145 148H147L148 150H149V148L148 147H145V142H143L142 141ZM149 144V143H148ZM148 144H146V145H148ZM173 144H174V142H173ZM183 144V143H182ZM193 144V143H192ZM210 144V143H209ZM211 144H213V142L211 143ZM216 145H217V143H215ZM253 144V143H252ZM149 145V146H150ZM208 145V144H207ZM255 145V144H254ZM253 145V146H254ZM64 146V145H63ZM89 147L91 146V145H88ZM168 146V148H169V146L170 145H167ZM166 146V147H167ZM96 147H98V145H95V148H93L92 150H88L87 149V151H85L84 153H87L88 155H87V157H86V155H84V153H82L81 155H83V157L85 156L87 159H90V158H88V156L90 157V153H91V151L92 152H94V153H96L95 151V149H96ZM100 147H102V148H100ZM136 147V148H135ZM175 147V146H174ZM260 147V146H259ZM65 148H66V145H65ZM140 148V149H141ZM161 149L163 148V147H160ZM182 148V147H181ZM254 148H255V146H254ZM178 149L180 150V148H179V144H178ZM253 149V148H252ZM258 149V148H257ZM261 149H264L263 147L261 148ZM65 150V153H66V151H68V150H66V149H64ZM73 150V151H74ZM163 150V149H162ZM168 150V149H167ZM256 150V149H255ZM72 150H70V152H71ZM75 151H77V150H75ZM74 151V152H75ZM141 151V150H140ZM261 150H259V152H260ZM69 152V151H68ZM69 152V153H70ZM142 152H140V153H142ZM159 152H160V150H159ZM163 152V151H162ZM168 152V151H167ZM258 152V153H259ZM262 152V151H261ZM100 153V155L101 156H99L98 154ZM166 153V152H165ZM145 154H148V153H145ZM149 154H151V153H149ZM149 154H148V156H149ZM81 155H80V157H81ZM167 155V154H166ZM176 155V154H175ZM260 155V154H259ZM262 155V154H261ZM78 156V155H77ZM93 156V157H94ZM99 156V157H98ZM159 156V155H158ZM174 156V155H173ZM184 156V155H183ZM182 156V157H183ZM248 156V155H247ZM246 156V157H247ZM84 157V159H78V163H80V165H82V168H83V166H84V164H86V163H89V162H86V163H84L83 161H85V158ZM101 157V158H100ZM139 157H140V159H139ZM146 157H147V155H146ZM151 157H152V155H150V159L149 160H153V159H151ZM178 157V156H177ZM185 157V156H184ZM183 157V158H184ZM249 157V156H248ZM262 157V156H261ZM75 159H77L76 157H74ZM73 158V159H74ZM91 158H92V156H91ZM148 158V157H147ZM146 158V159H147ZM161 158V157H160ZM175 158V157H174ZM182 158V159H183ZM264 158V157H263ZM86 159V160H87ZM92 159H94V158H92ZM138 159L140 160L139 162H138V164H137V161H138ZM157 159H159V158H157ZM179 159H180V156H179ZM259 159L261 160L262 158H260L259 157ZM67 160V159H66ZM100 160H99V162H100ZM142 160V161H141ZM178 160V159H177ZM185 159H183V161H184ZM246 160V159H245ZM248 160V159H247ZM63 161V160H62ZM74 161V160H73ZM148 161V160H147ZM159 160H157V162H158ZM161 161H163V159L161 160ZM180 161V160H179ZM256 161V160H255ZM263 161H264V159L262 160V163H263ZM65 162V161H64ZM69 161L67 160V163L66 164H69L70 163V165L72 164L71 162H69ZM98 162V163H99ZM154 162H155V160H154ZM186 162V161H185ZM63 163V162H62ZM62 163L60 164V166L59 167H61V165H62ZM64 163V164H65ZM86 164L87 165V170L88 169H91V171H95L96 172V170H94V168H92L91 167V164ZM161 163V162H160ZM159 163V164H160ZM104 164H105V160H104ZM148 164L149 165H151V167H156L155 166V163H153V165H152V163H150V162H148ZM168 164V163H167ZM170 164V163H169ZM175 164V163H174ZM173 164V165H174ZM77 165V164H76ZM90 165V168L88 167ZM102 165H103V163H102ZM181 165H183V164H181ZM187 165V164H186ZM258 165H259V163H258ZM263 165H264V163H263ZM263 165H261L262 167H263ZM140 167L142 166V165H139ZM162 166V165H161ZM185 166V165H184ZM253 166V165H252ZM57 167V166H56ZM78 167H80L81 168V166H78ZM102 167V166H101ZM139 167V168H140ZM151 167H149L148 166V172H146V173H148L147 175L149 176V175H152L151 173H153V168H152V170H151ZM165 167V166H164ZM166 167H169V165H167ZM177 167V166H176ZM173 168H175V167H173ZM254 168H255V166H254ZM61 169V168H60ZM73 169V168H72ZM97 169H99V167L97 168ZM155 169V168H154ZM168 169V168H167ZM187 169V168H186ZM263 169V168H262ZM261 169V170H262ZM56 170H58V168L56 169ZM79 170H81V169H79ZM86 170V169H85ZM169 170V169H168ZM185 170V169H184ZM258 170V169H257ZM55 171V170H54ZM54 171H53V173H54ZM74 171H76V170H74ZM82 171V170H81ZM150 171H152L151 173H150ZM155 171V170H154ZM160 171H161V168H160ZM177 171H178V169H177ZM177 171L175 172V175H176V173H177ZM262 171H264V170H262ZM56 172V171H55ZM62 172V171H61ZM64 173H65V170L63 171ZM80 172V171H79ZM78 172V173H79ZM85 172V171H84ZM111 174V178H110V175L108 174ZM169 172H171L170 170H169ZM181 172H183V170L181 169ZM66 173H67V171H66ZM88 173V172H87ZM155 173V172H154ZM165 173V172H164ZM184 173V172H183ZM246 173H247V171H246ZM49 174V173H48ZM48 174H47V176H48ZM50 174L52 175V172H50ZM49 174V175H50ZM59 174V173H58ZM90 175L92 174V173H89ZM95 174V173H94ZM136 174L138 175V176H136ZM157 174V173H156ZM160 174V173H159ZM169 174V173H168ZM178 174V173H177ZM248 174V173H247ZM264 174V173H263ZM262 174V175H263ZM74 175V174H73ZM73 175H71V176H73ZM95 175V176H96ZM163 175V174H162ZM258 175V174H257ZM46 176V179L48 178ZM58 176H60V175H58ZM75 176V175H74ZM92 176H94V175H92ZM144 176V175H143ZM153 176V175H152ZM156 176H158V175H156ZM167 176V175H166ZM170 176V175H169ZM178 176V175H177ZM177 176H175V180L177 181ZM250 176V175H249ZM254 176V175H253ZM252 176V177H253ZM63 177V175L61 176V178ZM137 177H138V179H137ZM159 177V176H158ZM259 177V179H264V178H262V177H264V175L261 177L260 175L258 176ZM60 178V179H61ZM148 178V177H147ZM199 178V177H198ZM42 179V178H41ZM45 179V180H46ZM94 179H96V180H98V185L97 184H94L92 181ZM136 179V180H135ZM142 179H143V177H142ZM141 179V180H142ZM163 179V178H162ZM169 179V178H168ZM167 179V180H168ZM174 179H172V180H174ZM254 179V178H253ZM253 179H252V182H253ZM255 179H256V176H255ZM255 179H254V181H255ZM40 180V179H39ZM54 180H57L56 178L54 179ZM149 180V179H148ZM172 180H171V184L172 183H175L176 181H174V182H172ZM38 181V180H37ZM34 182V184H32V182L30 181V182H28L27 183V185H28V187L29 188H27L29 191H28V193L27 194H24L25 192H26V189H24L23 191H22V194H23V197H22V195H21V197L25 200V202L24 201H21L19 198L17 199V200H19V205L16 207V209L15 210H13L12 209V207H9V210L8 211H10V210H12L13 211V213H12V211H10L9 213H11L10 215H9V217H8V215H7V217L8 218H6V220H3L2 221V223L0 224V227H4V228H2V229H4V232L6 233V238H7V241H9L10 239H9V236H10V238L14 235V232H15V235L16 234H18V233H20V235H25V237L27 238L28 236H29V234H27L28 233V231L29 230H31V229H34L35 231L34 232H40V230H41V232L38 234L39 236H37V237H40V242H41V246H42V248H45L46 246H48V245H46V242H45V238L47 237V235H46V237H45V233H46V231H47V233H48V229H50L51 231H53L54 232V234L55 233H58L68 222H72L73 220H75V219H77V217H79V213H77V212H71L70 211V208H71V205H67L66 207H64V208H62V209H60V211H58V207L57 208H55V206L53 205V206H49V201H50V197H48L47 195H45L46 196V199H45V202H44V198L45 197H43V199H38L39 201L38 202H36V203H34V207H33V209L31 210V209H25V206L27 205V203H28V201H29V199H32V197L33 196H31V195H34L35 194V192L37 193L39 190L37 189V190H35V183H38V182ZM157 181V180H156ZM166 181V180H165ZM259 181V180H258ZM264 181V180H263ZM262 181V182H263ZM40 182V181H39ZM48 182V181H47ZM150 182V181H149ZM154 182V181H153ZM167 182V181H166ZM169 182H170V180H169ZM169 182H168V184H169ZM18 184L20 183V181H18L17 182ZM44 183V182H43ZM46 183V182H45ZM50 183V182H49ZM96 183V182H95ZM134 183H135V185H134ZM140 183V182H139ZM143 183V181H141V185H139L138 183V190L137 191H139V186H141V189H143V187H142V184ZM151 183V182H150ZM154 183H156V182H154ZM159 183H160V181H159ZM261 182L259 181V184H260ZM23 184V183H22ZM176 184V183H175ZM149 185V187H152V185L150 186V184H148ZM158 185V184H157ZM43 186H48L47 184L46 185H44L43 184ZM144 186V185H143ZM174 186V185H173ZM172 186V187H173ZM20 187V186H19ZM25 187H27L26 185H25ZM37 187V186H36ZM40 187H42V186H40ZM40 187H38L39 189H40ZM148 187V188H149ZM155 187H156V185H155ZM159 187H160V185H159ZM17 188H18V185H17ZM162 188V187H161ZM43 190H44V188H42ZM48 189V188H47ZM150 189V191L148 190V193H150V192H152V189L151 188H149ZM154 189V188H153ZM160 189V188H159ZM42 190V191H43ZM123 190V191H124ZM132 190H134V192L132 191ZM147 190V189H146ZM168 190V189H167ZM141 191V190H140ZM143 191H144V189H143ZM143 191H141V193H139V196H138V194H137V196L138 197H136V199H137V201L138 200H141V199H143L144 197H147L146 195H145V193H143ZM159 191V190H158ZM46 191H44L43 193H45ZM75 192V191H74ZM73 192V193H74ZM117 192H118V194H117ZM133 192V193H132ZM162 191L160 190V193H161ZM40 193H41V191L40 192H38V194L40 195ZM123 193V192H122ZM124 193H125V191H124ZM123 193V194H124ZM153 193H154V190H153ZM153 193H151V195H152V197L154 196V194ZM158 193V192H157ZM163 193H165V192H163ZM258 193V192H257ZM116 194H117V200H116ZM123 194H121V195H123ZM136 194V193H135ZM159 194V193H158ZM162 194V193H161ZM29 195V196H28ZM43 194H41L40 195V197L42 196ZM43 195V196H44ZM127 195H125V196H121V197H125V198H127ZM140 195H142V198H141V196ZM156 196H157V194H155ZM25 196H27V197H25ZM35 196H37L38 197V195L36 194ZM134 196H136V195H133V196H131V198L133 197L134 198ZM20 197V198H21ZM119 197V198H118ZM158 197V196H157ZM124 198V199H125ZM130 198V199H131ZM153 198H155V196L153 197ZM159 198V197H158ZM28 199V200H27ZM34 199H36V198H34ZM49 201H48V200ZM121 199V198H120ZM128 199V198H127ZM26 200H27V203H26ZM46 200H47V202H46ZM116 200V201H115ZM122 200V199H121ZM133 200V199H132ZM130 200L131 202H137L135 199V201L133 200ZM147 200H148V198H146V200H144L143 199V201H145V202H147ZM16 201V200H15ZM128 201H129V199H128ZM127 201V202H128ZM142 201V202H143ZM151 201H152V203L154 204V205H152L151 206V210L150 211H153V208L155 209V203L156 202H153V199H151ZM150 201V202H151ZM155 201H157V198H156V200ZM21 202V203H20ZM50 202V203H51ZM124 203L126 202V199L123 201ZM122 202V203H123ZM141 202V201H140ZM140 202H139V204H140ZM14 203V202H13ZM24 203V204H23ZM115 203V204H114ZM118 203H120V202H118ZM123 203V204H124ZM130 202H128V205L129 206H127V204L125 205V206H127L126 208H124L125 206H121V208L123 207V211L121 210V208H120V205L121 204H119V208H120V210H118L117 211V208H116V210L115 211H117V212H120V214L119 213H117L116 212V214L118 215V216H120L121 217V215H123V214H121V213H124V215L122 216V217H124L125 219L123 220V223L124 222H126V223H124V224H129V226L132 224L130 221L131 220H127V219H129V217H133L134 218V212L133 211H131V209H130V206H131V208H132V204L130 203ZM148 203H149V201H148ZM151 203V204H152ZM177 203V202H176ZM21 204V205H20ZM174 204H175V201H174ZM113 205V206H112ZM146 205V204H145ZM148 205V204H147ZM147 205H146V208L145 209H150V203H149V206H148V208H147ZM262 205V204H261ZM112 206V207H111ZM116 206L118 207V205L116 204ZM135 206V205H134ZM134 206H133V210H134ZM171 206H173V205H171ZM176 206V205H175ZM175 206H173V207H175ZM54 207V208H53ZM153 207V208H152ZM118 208V209H119ZM128 208V209H127ZM136 208H137V203H136ZM138 208H139V206H138ZM143 208V207H142ZM144 209V210H145ZM149 209H148V211H149ZM130 210V211H129ZM7 211V210H6ZM5 211V212H6ZM122 211V212H121ZM142 211V210H141ZM165 211V210H164ZM177 211H179L178 209H177ZM53 212L55 213V215H56V217H55V215L53 214ZM129 212H133L132 213V216H130L131 214L129 213ZM146 212V211H145ZM145 212H143V214L145 213ZM163 212V211H162ZM7 213V212H6ZM152 213V212H151ZM115 214V213H114ZM116 214H115V216H116ZM51 215H53L52 216V219H51ZM145 215V214H144ZM149 215H152V214H150V212H149ZM148 215V216H149ZM154 215V214H153ZM5 216V215H4ZM114 216V215H113ZM115 216H114V218H115ZM118 216H116V217H118ZM112 217V216H111ZM120 217H118V218H115V219H118L119 220V218ZM128 217V218H127ZM2 218V217H1ZM153 218H155V216H152V220H153ZM181 218V217H180ZM4 219V218H3ZM120 219H122V218H120ZM184 219V217L182 218V220ZM2 220V219H1ZM127 220V221H126ZM120 221V220H119ZM130 222V223H129ZM150 222H152L151 221V219H150ZM149 222V223H150ZM147 223V222H146ZM121 224V225H120ZM116 226H117V222H116ZM116 226H114V227H116ZM118 226H121L122 227V221L120 222V223H118ZM117 226V227H118ZM125 227L124 228H128V226L126 227V225H124ZM131 228H132V225L130 226ZM154 228H155V226H153ZM123 228V227H122ZM1 229V230H2ZM115 229V228H114ZM120 229V228H119ZM120 230H122V229H120ZM153 230V229H152ZM3 231V230H2ZM43 231V232H42ZM45 231V232H44ZM51 231L49 232V234L51 233ZM154 231H156L155 229H154ZM13 232V233H12ZM34 232H32L33 234L32 235H34L35 233ZM52 232V233H53ZM149 232H151V231H149ZM30 233V232H29ZM46 233V234H47ZM131 233H132V231H131ZM154 233V232H153ZM10 234V235H9ZM54 234H51V235H54ZM133 234V233H132ZM152 234V233H151ZM155 234V233H154ZM13 236L12 238H11V240L12 239H14L16 236ZM32 235H30V238H29V240H26L25 238V242H24V245H23V243H22V245H20V246H18V247H14V249L16 250V251H14V249H13V252H12V250L11 251H9V253H10V255L12 256V254H13V258H15V256L16 255H18L19 254V252H20V254H24V253H27V247L29 246V243H30V240H32L33 241V239H31V236ZM109 235V234H108ZM8 236V237H7ZM55 236V235H54ZM57 236V235H56ZM152 236V235H151ZM156 236V235H155ZM24 237V236H23ZM61 237V236H60ZM5 238V237H4ZM3 237H2V239H4ZM17 238V237H16ZM19 238V237H18ZM33 238H35V237H33ZM58 238H59V236H58ZM153 238H154V236H153ZM156 238V237H155ZM9 239V240H8ZM22 240L23 239H21V242H22ZM2 241H4V240H2ZM18 241V240H17ZM20 242V241H19ZM132 243V242H131ZM134 244H135V241H134ZM16 245H18V243L16 244ZM15 245V246H16ZM12 246V245H11ZM135 246V245H134ZM133 246V247H134ZM158 244L156 245V248L158 249ZM13 248V247H12ZM137 248V247H136ZM132 249H134V248H132ZM148 249H151V248H148ZM156 249V250H157ZM136 250V249H135ZM135 250H132V251H135ZM155 250V251H156ZM137 251V250H136ZM150 252V250L147 252V254ZM8 253V254H9ZM14 253H17L16 255L14 254ZM130 253H131V249H130ZM134 253V252H133ZM136 254H138L137 252H136ZM132 255H134V254H132ZM7 256H9V255H7ZM135 256V255H134ZM157 256V255H156ZM10 257V256H9ZM11 257V258H12ZM136 257V256H135ZM153 257V256H152ZM154 258V257H153ZM153 258H151V259H153ZM157 258V260L159 259L158 258V256L156 257ZM156 258H155V260H156ZM8 260V259H7ZM135 260L136 259H134L133 261H134V263H135ZM147 260H148V258H147ZM157 260H156V262H157ZM152 261V260H151ZM150 261V262H151ZM159 261V260H158ZM137 262V261H136ZM147 262V261H146ZM149 262V261H148ZM147 262V263H148ZM140 263V262H139ZM138 263V264H139ZM151 263H153V262H151ZM150 263V264H151ZM158 264H159V262H157ZM156 263V264H157ZM248 263V262H247ZM246 263V264H247ZM144 264H145V262H144ZM149 264V263H148Z\"/></svg>", "mask_w": 264, "mask_h": 264}, {"label": "crops", "instance_id": "3", "mask_svg": "<svg viewBox=\"0 0 264 264\" xmlns=\"http://www.w3.org/2000/svg\"><path fill=\"white\" fill-rule=\"evenodd\" d=\"M72 39L64 10L47 0H11L0 9V62L11 72L49 79Z\"/></svg>", "mask_w": 264, "mask_h": 264}]
</instances>
